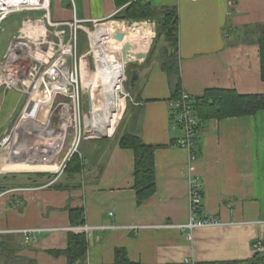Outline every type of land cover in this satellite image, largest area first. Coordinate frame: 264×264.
Wrapping results in <instances>:
<instances>
[{"label":"crops","instance_id":"crops-1","mask_svg":"<svg viewBox=\"0 0 264 264\" xmlns=\"http://www.w3.org/2000/svg\"><path fill=\"white\" fill-rule=\"evenodd\" d=\"M154 2L177 8L183 93L195 97L219 89L264 95L256 43L264 24V0ZM117 11L113 0H73V8L69 0H50L51 19L60 23H115ZM146 53L145 59L131 62L130 79L124 74L123 84L127 79L131 87L124 88L129 97L121 127L82 145L86 164L75 188L55 189L46 186L48 178L33 175L6 183L9 189L26 190L0 198V264H67L65 255L51 252L64 251L68 233L78 230L69 219L75 209L83 210L89 228L85 264H114L116 249L125 250L130 264L244 261L264 253V225L257 223L264 221V110L202 124L192 160L177 145L183 134L174 124L175 100L162 60L153 59L152 50ZM0 95L2 126L19 108L21 97L1 89ZM124 132L159 146L154 156L156 191L142 204H137L133 187V152L119 146ZM192 178L201 183L203 208L219 224L181 227L189 221ZM25 229L37 231L26 238ZM257 240L262 241L261 252L252 249Z\"/></svg>","mask_w":264,"mask_h":264},{"label":"built area","instance_id":"built-area-1","mask_svg":"<svg viewBox=\"0 0 264 264\" xmlns=\"http://www.w3.org/2000/svg\"><path fill=\"white\" fill-rule=\"evenodd\" d=\"M69 1L73 3V0ZM18 13L33 15L27 14V17L20 19L17 35L0 57V89L4 94L17 93L21 97L19 108L10 116L11 126L1 130L0 125V176L52 175L46 183V186H52L61 180L73 155L86 164L80 150L82 141L102 139L113 134L87 129V117L83 114L81 103V60L88 53L77 54V32L83 30L91 44L90 33L109 23L98 20L54 22L50 16V0H0V29L10 16ZM85 23H91L94 30L82 26ZM115 23L123 25V22ZM151 24L154 25L153 22ZM117 29L115 27L111 35ZM123 81L124 78L117 91L118 98L124 103L129 94L124 90ZM87 96L91 110L90 93ZM193 98L182 93L173 102L174 124L183 134L177 145L187 150L192 160L196 158L198 126ZM25 190L7 189L0 193V198ZM202 201L201 183L192 178L188 193L189 221L182 228L192 230L219 224V220L207 214ZM257 223L264 225V221ZM77 229L86 233L89 228L82 226ZM36 231L25 229L21 232L27 238ZM252 249L261 252L262 241L254 242Z\"/></svg>","mask_w":264,"mask_h":264},{"label":"trees","instance_id":"trees-1","mask_svg":"<svg viewBox=\"0 0 264 264\" xmlns=\"http://www.w3.org/2000/svg\"><path fill=\"white\" fill-rule=\"evenodd\" d=\"M117 8L112 20L118 21H151L155 24V37L151 44L149 54L154 43L159 38L163 40L162 68L167 74L169 87L173 100L181 96L182 88L177 66L178 59V12L175 6L158 5L151 0H113ZM20 19L18 15L10 16L5 22H13ZM17 20V19H16ZM11 30H14L10 27ZM78 37V32H77ZM256 43L259 47L260 78L264 82V24L259 26ZM79 46V43H77ZM193 109L197 117V131L201 125L209 120H226L256 115L264 110V95L251 94L240 95L232 90L209 89L201 95L193 98ZM119 132V130L117 131ZM119 146L128 149L134 156V190L137 204L147 201L156 191V178L154 168L155 151L159 146L144 143L138 136L123 133ZM84 169V164L77 155H73L67 163L61 181L52 185L55 189L75 188L74 180ZM37 178H47L46 174H35ZM16 175L4 176L0 179V193L9 189V185L2 179L14 180ZM70 223L73 227L84 226V213L82 209L71 210ZM88 250V240L83 231L72 230L68 233L67 248L64 251L51 252L53 255L63 254L67 258V264H85ZM114 264H130L124 249L115 250ZM197 264V263H196ZM198 264H264V253H259L251 259L244 261H215Z\"/></svg>","mask_w":264,"mask_h":264},{"label":"bare ground","instance_id":"bare-ground-1","mask_svg":"<svg viewBox=\"0 0 264 264\" xmlns=\"http://www.w3.org/2000/svg\"><path fill=\"white\" fill-rule=\"evenodd\" d=\"M142 24L137 23L132 27H127L118 23H109L106 26L99 27L94 33H90L91 48L96 59V70L92 75L87 76L88 73L83 72L87 60L83 58L81 60L82 79L83 76L84 78L86 76V87L89 90L92 102L91 119L88 120V124L90 123L89 125H91L93 130L102 134H112L124 107L123 101L118 98L117 91V89L121 88L120 82L124 78V62L121 53L123 44L126 42L130 44L131 49L127 57L129 60L135 61L137 60V54L148 51L153 38L152 28L145 23ZM115 27L124 34V40L122 42L114 41L116 46L112 56L109 54L108 57L103 56V54L101 55L103 41L105 38H112L111 32ZM106 31H108V35L103 36ZM83 83H85L84 80ZM97 89L100 92V105H97V102H99L97 93L95 94ZM1 145H3V142H1Z\"/></svg>","mask_w":264,"mask_h":264},{"label":"rangeland","instance_id":"rangeland-1","mask_svg":"<svg viewBox=\"0 0 264 264\" xmlns=\"http://www.w3.org/2000/svg\"><path fill=\"white\" fill-rule=\"evenodd\" d=\"M71 5H72V8H73V3ZM27 14L33 15L31 13H18L17 15L20 16V19H22L24 17H27L28 16ZM16 19H14V21L10 22V23L4 22L2 27H1V29H0V57L6 51L10 41L13 39V37L15 35H17L16 32L20 28V19H18V18H16ZM103 23H105V22H103ZM126 23H127L126 24L127 27H132L133 26V22L127 21ZM142 23H145V24L149 25L152 28V31H153V34H154L153 38L151 39V43L149 45V48H148V51H149L152 42L155 40L154 39V37H155V26L151 24L152 23L151 21L150 22L149 21L142 22ZM142 23H139V24L143 25ZM83 26L84 27L88 26L91 30H94V28L92 27L91 24H88V25L86 24V26L85 25H83ZM10 27H12L14 30H11ZM66 34H68L67 30H66ZM78 43H79V46H78L77 54L81 56V55H83L85 53H88V55L85 58L87 61L85 62L83 72L86 73V74L88 73L87 76H90L96 70V64H95L96 59H95V57L93 55V51H92V48H91V44H90V42L88 40V36L83 30H80L78 32ZM115 46H116V44L114 43V40L112 38H110V37H108L107 39L105 38L104 41H103L101 55L103 54V56H107L108 57V54H109L110 56H112V53L115 50ZM163 47H164L163 40L159 38L158 40L155 41V44H154V47L152 48V53H151L150 56L153 59L157 58L159 60H162V48ZM99 55H100V53H99ZM133 64L134 63H129V64L124 65V74H126L129 77V79L131 78L130 69L132 68ZM85 79H87L86 76H85V78L83 76V80H84L85 83H83V96H82L81 103H82V109H83L82 111H83V114L87 117L86 123L88 124V120L91 119V116H90L91 110H90V105H89V100L90 99H88V96H87V95H89V90L86 87L87 86V84H86L87 80H85ZM129 83L127 82V79H126L124 84H123V87L124 88L126 87V90H128V87H131ZM97 90L95 92V94L97 93L96 94L97 95V99L99 100V102H97V105H100V99H99L100 98V92H99V90L98 91ZM15 94H17V93H15ZM1 100H2V95H0V101ZM5 108H6V104L4 105V109ZM5 111H6V109H5ZM9 115H10V113L7 115V117H9ZM123 118H124V116L122 117V119L119 120V122L117 124L118 128H120L121 125L123 124ZM11 124H12V120H10V118H6L4 120L3 125L1 126V130H4L5 128L10 127ZM89 124H88V128L87 129H89L90 131L93 132V128L91 129V125H89ZM92 132H91V134H92ZM91 140H93V139H91ZM91 140L82 141L81 142V146H80V150H81V147L84 144V142L86 143L87 141H91ZM82 151H83V147H82ZM85 156H86V154H85ZM26 175H33L34 176L35 174H16V178L17 179L14 178L13 181H11V179H9V180L2 179V181H4V183H7L8 181L10 183H15V181L19 180L20 177L24 178V176H26ZM9 176H12V175H9ZM51 177H53V176L52 175H48L47 176V178H51ZM1 178H3V177L0 176V179Z\"/></svg>","mask_w":264,"mask_h":264},{"label":"water","instance_id":"water-1","mask_svg":"<svg viewBox=\"0 0 264 264\" xmlns=\"http://www.w3.org/2000/svg\"><path fill=\"white\" fill-rule=\"evenodd\" d=\"M118 22L122 23V21H118ZM137 23L138 22H134L133 25H136ZM103 26H106V24H103ZM98 28L99 27H97L95 29L98 30ZM107 35H108V31L104 32L103 36H107ZM111 37L116 42H122L124 40V34L119 29H117L111 35ZM130 49H131V46H130V44L128 42L123 44L121 53H122V56H123L124 65L129 64L131 62H134V61L129 60L128 57H127V54H128ZM146 56H147V53L137 54L136 55L137 60H135V61L143 60V59H145Z\"/></svg>","mask_w":264,"mask_h":264}]
</instances>
